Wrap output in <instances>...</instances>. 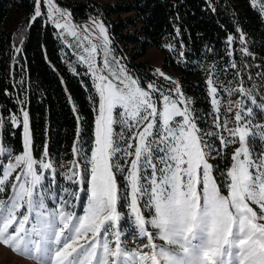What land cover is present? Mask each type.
Instances as JSON below:
<instances>
[{
    "label": "snow or ice",
    "instance_id": "6c2138e0",
    "mask_svg": "<svg viewBox=\"0 0 264 264\" xmlns=\"http://www.w3.org/2000/svg\"><path fill=\"white\" fill-rule=\"evenodd\" d=\"M45 3L55 27L77 39L76 48L83 54H73L92 75L99 97L94 148L89 156L78 147L79 140L74 143L72 153L79 162H71L65 177L76 188H61L60 208L51 211L46 203L50 186L44 185L45 173L55 184L56 172L48 145L35 158L28 112L21 108L22 121L9 115L12 126L22 122L23 152L15 153L0 139V194H4L0 245L36 264H264V123L254 122L253 108L237 100L235 127H228L227 120L217 125L231 138L221 136L222 147L239 145L224 173L227 192L222 193L213 174L216 166L210 162L215 149L206 139L214 133L201 134L194 110L187 106L191 101L180 92V85L172 81L179 99L165 94L155 82L142 87L112 54L102 21L93 20L92 29H78L71 23L70 12L53 0ZM251 3L264 15V0ZM41 15V0H35L29 23ZM93 32L98 36L93 37ZM233 40L228 37L230 45ZM240 42H245L243 35ZM242 51L250 55L247 49ZM208 84L212 104L219 111L218 89L211 78ZM232 93L264 112V102L258 105L252 90L243 84ZM231 105L229 101L230 112ZM4 124L0 116V130ZM117 173L124 177V185L118 183ZM81 200L83 215L67 210ZM121 205L130 209L128 218L135 231L132 247L123 239ZM142 207L150 210L151 218Z\"/></svg>",
    "mask_w": 264,
    "mask_h": 264
},
{
    "label": "trees",
    "instance_id": "16d2710c",
    "mask_svg": "<svg viewBox=\"0 0 264 264\" xmlns=\"http://www.w3.org/2000/svg\"><path fill=\"white\" fill-rule=\"evenodd\" d=\"M54 1L71 13L75 23L89 16L102 21L112 54L142 87L155 82L165 91L176 87L172 81L180 85V92L191 101L201 134L214 133L206 139L215 149L211 163L216 166L213 174L219 182L237 144L222 147L220 137L231 138L217 125L227 120L228 127H235L232 121L237 100L253 108L254 122L264 121L260 108L239 93L230 94L243 84L252 90L258 105L264 102V21L250 0ZM34 7L35 0H0V116L5 120L0 139L15 153L22 152V125L12 126L8 120L15 114L22 121L21 108L26 110L33 155L39 159L47 143L57 186L58 172L68 170L74 159L79 162L72 153L77 140L78 147L89 154L98 99L85 71L76 67L77 75L69 70L55 30L43 15L29 23ZM229 36L234 37L231 45ZM149 48L160 52L161 68L171 79H164L142 61ZM209 78L218 89L219 111L210 98ZM117 180L121 183L120 177ZM119 209L125 214V206Z\"/></svg>",
    "mask_w": 264,
    "mask_h": 264
},
{
    "label": "rangeland",
    "instance_id": "374dc122",
    "mask_svg": "<svg viewBox=\"0 0 264 264\" xmlns=\"http://www.w3.org/2000/svg\"><path fill=\"white\" fill-rule=\"evenodd\" d=\"M93 1H95L97 3H100V4H104V3L112 2L114 0H93ZM53 2L55 3L54 0H53ZM250 3H251V0H250ZM258 4H259V0H258ZM252 6H253V4H252ZM58 7H60V6H58ZM60 8L62 10H66L63 7H60ZM255 8L258 10L257 7H255ZM41 12H42V15L44 17V21L46 23H48L51 27H53L54 30H55L56 37H57L58 42L60 44V50H61L62 57L64 59H66L69 70L71 72H73V69H75L76 67L82 68L85 71V74L88 76V78L90 80L92 89H93L94 93L96 94L97 99H99L98 94H97V92L95 90V86H94V82H93V78H92L91 73L88 72L86 65L82 64L79 61L78 55H74L73 54L74 51L77 52L78 54H83L81 49L76 48L77 39L73 38L71 35L67 34L63 30L57 29L55 27V24L51 20L48 19V16H47V5L45 3V0H41ZM262 18H263V21H264V15H262ZM93 20H99V19L95 18V17H92V16H89L88 18H86L84 21H82L80 23H75L72 20H71V23L73 25L77 26L78 29H83L85 27L88 28V29H92L93 28V23H92ZM61 22H63V21H61ZM96 36H98V33L97 32H93V37H96ZM94 42L99 43L100 41L99 40H94ZM69 44H71L73 47L72 48L68 47ZM101 59H102V53L97 56V62H99ZM142 61L147 62L153 68V70H154V72L156 74L159 75V73L157 72V69H159L160 72L164 73L162 68H161V54H160V52L157 49H155V48L147 49V51L145 52L144 56L142 57ZM121 66H123L122 63H121ZM144 87H146V86H144ZM169 90H172V91L169 92ZM174 90H175V87H171L170 89L166 88V90L164 92H165V94L172 95L174 99H179V97H177L175 95V91ZM210 98H212L211 94H210ZM157 106H158V109H160L162 107L161 102L159 100L157 101ZM187 106L191 109L190 104L187 105ZM180 107H184V105H180ZM117 111H119V110H117ZM96 115H97V113H96V110H95V115H94V120H93V128H92V146H91V149L89 151V156H90L91 150L94 148L95 117H96ZM175 119H180V118L177 117ZM263 123H264V121H263ZM21 125H22V123H21ZM117 130L118 131L120 130L118 126H117ZM124 131H125V134L127 136L128 135L127 130H124ZM21 137H22V152H23V126L21 128ZM133 143H135V142L133 141ZM237 147H239L238 144L234 148L233 152L235 151V149ZM214 155L215 154H213V157H214ZM124 161H125V158L121 157L120 158V162L124 163ZM231 163H232V161H231V157H230L229 165L224 170L221 171L222 172L221 173V180L219 182L217 181L218 184L221 186L222 193H225V194L227 192V188H226L227 180H226V177H225L224 173L229 168ZM62 168H64V167H62ZM68 171H69V169L66 170V171H59L58 172L59 180L57 182V184H58L57 186L52 183L50 174L47 173V172L45 173L46 179L44 181V185L45 186H50V191L46 194V203L48 204V208L51 211H56L57 209L60 208L61 202L59 201V197L61 195H63V193L60 191L61 188H63V187H70L72 189L76 188V185H70L69 181L65 177V173H67ZM13 175H15V174H13ZM117 177H120V179H121L120 180L121 183L117 180L118 183L120 185H124L125 184L124 177L121 174H119V173H117ZM53 193H55V196H56L55 199L53 198ZM3 198H4V194H0V199H3ZM83 206H84V201L81 200L79 202H74V206L69 208V209H67V210L75 211L77 213V215H83ZM118 210L122 213V215H124V219H122V221H121V226L126 230V233L123 236V239L127 240L128 244H129V247H132L133 246V237L135 235V231L133 229L131 220L128 218L129 215H130V209H128L126 207L125 214H127V215L123 214V211L120 210L119 208H118ZM142 212H143V214L146 217L151 218L150 215H149L150 210L148 208L142 207ZM152 231L154 232L155 230L152 229ZM155 242L158 245H163V243H164L163 241H160L159 239H157ZM0 264H36V261L31 259V258H28V257H21L18 254H14L7 247H5L3 245H0Z\"/></svg>",
    "mask_w": 264,
    "mask_h": 264
}]
</instances>
